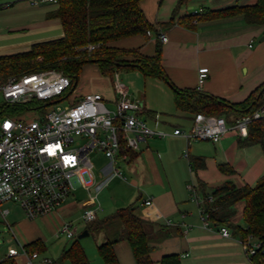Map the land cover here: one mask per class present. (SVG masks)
<instances>
[{
  "label": "crops",
  "instance_id": "obj_1",
  "mask_svg": "<svg viewBox=\"0 0 264 264\" xmlns=\"http://www.w3.org/2000/svg\"><path fill=\"white\" fill-rule=\"evenodd\" d=\"M178 1L143 0L141 3L148 20L168 37L162 43V64L169 81L157 77L146 78L138 69L116 71L113 76H108L101 72L96 63H87L73 89L74 92L77 89L76 98L96 93L113 107L116 98L114 82L118 77L129 88L131 97L143 105L142 115L148 124L153 126L157 120L160 122V129L167 131L175 128L189 130L196 113L176 108V120L170 121L168 114H172L173 108L159 109L152 101L149 90L156 85L154 81H159L160 90L171 97L173 104L174 88L199 89L208 95L224 99L231 105L246 102L264 84V41H259L264 34V24L248 23L241 14L198 20L196 23L192 22L191 26L179 24L178 19L197 10L191 4L192 0H188L181 5L175 18L176 23L163 26L173 16ZM210 1L211 7L201 8L208 11L235 4L256 3V0ZM57 8V3L34 5L31 0H0V56L27 51L35 43L63 37L62 22L60 18L53 16ZM158 40L153 32L151 36L135 35L120 39L114 44L126 49L140 48L144 54L152 56ZM202 67H208L209 73L199 88L198 76ZM216 115L225 116L230 124L239 117L234 112L230 115ZM248 139L235 131H229L218 142L186 140L180 136L147 138L139 143L137 150L123 151L122 154L126 157L118 158L116 164L109 161L108 169H120L124 180H127L123 172V168L126 169L133 186H143L149 191L145 198L142 197V192L132 193L126 201L129 205L125 206L133 205L135 212L149 222V264H160L165 255L173 253L180 255L182 264H252L251 257L241 243V231L233 227L236 225L242 229L247 228L243 216L245 200L234 203L228 210L227 220L233 225L210 220L209 225L204 226L201 216L206 196H212L217 187L225 183L238 188L246 185L254 187L264 175L263 145L257 140L245 144ZM223 165L229 166L231 171L222 168ZM110 175V179H123L113 176V172ZM97 176L94 171L95 187L99 191L103 186H97ZM189 185L195 188L199 196L198 202L192 199ZM69 197L70 195L52 214L35 219L28 218L20 205L7 204V223L25 241L23 244L16 233L19 242L26 245L40 240L46 245V228L52 227V221H63V224L75 214H83L86 199L77 203L73 199L69 200ZM97 197L99 199V193ZM148 198L153 200L152 208L143 205ZM116 208L114 206L111 211L102 208L99 213L102 216H98V219L114 213ZM147 211L151 216H147ZM156 212L161 214L160 218L155 217ZM166 219H170L172 224L167 225ZM220 226H227L231 236H223ZM98 234L103 242L106 241L107 235L104 232ZM257 241V238L252 237L251 242ZM114 247L121 264H138L127 240L115 243ZM39 257L40 255L35 264H47ZM15 259L17 264L26 262L22 254Z\"/></svg>",
  "mask_w": 264,
  "mask_h": 264
},
{
  "label": "built area",
  "instance_id": "obj_2",
  "mask_svg": "<svg viewBox=\"0 0 264 264\" xmlns=\"http://www.w3.org/2000/svg\"><path fill=\"white\" fill-rule=\"evenodd\" d=\"M31 3H58V0H31ZM204 12L201 8L193 14ZM147 34L151 36L153 31ZM156 36L162 42L168 40L161 30ZM208 73V67L199 69V88ZM72 85L71 77L56 69L12 75L0 82V100L6 104L37 102L36 105L40 106L50 105L59 102L66 92H69L66 96L73 92ZM114 87L113 107L99 94L87 93L73 105L50 110L42 119L38 118L39 115H5L0 118V215L6 222L9 214L6 205L9 203L20 205L28 218L35 219L52 214L77 187H85L89 192L82 219L86 224L97 220L102 206L97 193L89 191L96 185L94 163L90 157L94 150L103 152L116 164L118 158L126 157L123 151L137 150L139 143L147 138L180 136L186 140L218 142L229 131L247 137L250 125L264 119L263 97V103L255 111L239 116L231 124L223 115L198 112L189 130L175 128L167 131L160 129L157 120L153 126L148 124L142 115L143 105L131 97L129 88L118 77ZM185 155H188L187 151ZM113 176L124 177L118 168L114 169ZM189 189L192 199L198 202L199 196L193 185H189ZM209 200L213 201V197L210 196ZM143 205L152 208V198L145 199ZM147 216H151L149 211ZM201 216L204 226H208L209 215L203 208ZM155 217L160 218L161 214L156 212ZM166 224L171 225L172 221L166 219ZM8 226L15 234L12 225L8 223ZM58 231L72 239L77 228L72 222H65ZM220 233L231 236L227 226H220ZM16 239L22 251L10 248L8 256L16 258L22 254L26 258L25 264H35L38 255L28 253ZM251 239L241 242L250 257L260 248V243H253ZM44 262L51 264L53 261L44 258Z\"/></svg>",
  "mask_w": 264,
  "mask_h": 264
},
{
  "label": "trees",
  "instance_id": "obj_3",
  "mask_svg": "<svg viewBox=\"0 0 264 264\" xmlns=\"http://www.w3.org/2000/svg\"><path fill=\"white\" fill-rule=\"evenodd\" d=\"M142 1L58 0V8L53 16L60 18L62 22L63 37L35 43L27 51L0 56V82L12 75L56 69L71 77L73 91L78 84L81 70L87 63H96L101 72L108 76H113L116 71L138 69L146 78L157 77L169 81L162 64L161 40H158L155 54L152 56L144 54L140 48L126 49L114 44L120 39L135 35L147 36L148 31L158 33L159 29L145 15L141 6ZM187 1L179 0L171 19L162 25H174L181 5ZM239 14L243 15L248 23L264 24V0H256V3L251 5L235 4L222 9L208 10L200 15L192 13L178 19L177 22L191 26L195 19L225 18ZM91 46L94 48H90ZM174 91L175 103L179 110L228 115L234 112L242 116L252 113L263 103L264 84L251 94L246 102L239 105H231L224 99L208 95L199 89L174 88ZM36 104L37 102L5 104L4 107H0V118L21 113ZM247 138L249 139L245 144L257 140L262 143L264 150V119L250 125ZM222 168L228 169L229 166L223 165ZM212 197L213 201H210V196H206L202 205L204 211L210 220L227 225H233L227 220L229 208L234 203L245 200L243 216L247 228L242 229L236 225L233 227L241 231L244 241L249 237L257 238L260 248L251 256V262L264 264V175L254 187L246 185L238 188L230 183L222 184L215 189ZM148 223L135 212V207L130 205L90 222L86 229L89 233L104 232L107 235L106 241L98 245L99 255L105 264H121L114 245L122 240L130 243L138 264H149L151 246ZM24 247L28 253L38 256L46 250V245L40 240L28 243ZM62 257L70 260L72 264H91L79 241L65 249ZM0 264H17V261L15 257L7 256L0 260ZM51 264L58 263L53 261ZM160 264H182V261L179 254L173 253L165 255Z\"/></svg>",
  "mask_w": 264,
  "mask_h": 264
},
{
  "label": "rangeland",
  "instance_id": "obj_4",
  "mask_svg": "<svg viewBox=\"0 0 264 264\" xmlns=\"http://www.w3.org/2000/svg\"><path fill=\"white\" fill-rule=\"evenodd\" d=\"M217 2L224 1V0H214ZM211 1L210 0H192L191 4L193 7H195L197 10H199L202 7H211ZM196 10H193L195 12ZM155 79V78H154ZM151 79V80H154ZM156 82L155 86L151 87L149 92L150 96L152 98V101H154L159 109L163 108H173L172 114H168V117L171 119L170 121L176 120V115L178 112H176V104L172 103L171 97L163 94V92L159 88V81ZM148 86H150V82L148 81ZM77 92V89H76ZM76 92H71L68 96H66L69 92H66L62 99H60L59 102L40 106L36 105V107L32 106L31 109H27L25 111H21V113L15 114V115H24V116H33L36 117L39 115V119H42L47 112L50 110L61 106L62 108L66 107L67 105H73L77 98H76ZM174 100V99H173ZM6 103H4L3 100H0V107H4ZM169 106V107H168ZM34 107V108H33ZM6 109V107H5ZM160 111V110H159ZM207 114V113H206ZM151 123V122H150ZM90 157L94 163V171L98 175L97 177L99 179L97 186H103L101 190L98 191L97 187L93 186L89 191L92 193H99V199L102 208L107 211H111L114 209V206H117V208L125 207L127 199L130 197L132 193H140L142 192L144 198L147 196L149 191L141 186H133L132 178L130 174L126 171V169L123 168L124 175L127 177V180H124V177L110 179L111 178V172H113V169H108V166H110V160L106 158L103 152L94 150L90 152ZM104 183V184H103ZM88 190L84 187H77L69 197V200H75L77 203H80L82 200L87 199L88 196ZM124 201H123V200ZM117 202V203H115ZM104 214V212H103ZM82 212H79L75 214L72 218L66 219L65 222H72L74 224V227L77 228V231L75 233V237L72 239L67 238L66 235L59 233V228L62 226L63 221H52V227L46 228L47 231V237L48 240L46 241V250L40 254L39 259L49 258L54 262H57L58 264H72L70 260L64 259L63 252L65 249H68L74 242L79 241V243L83 246L85 249L91 264H105L101 256L99 255L98 251V245L103 243L101 235H99L96 232L90 233L88 236L79 239V234L83 232V230L86 229L87 225L84 220L82 219ZM102 214H99V217H101ZM19 239L24 244L25 241L21 237V235L17 232ZM12 231H10L8 223L6 220H4L0 216V260L6 258L8 256V252L10 248L14 247L19 250L21 253L22 249L20 248V245L17 241V236ZM19 257V256H18ZM16 257V258H18ZM63 258V259H62ZM19 262V260H18Z\"/></svg>",
  "mask_w": 264,
  "mask_h": 264
},
{
  "label": "water",
  "instance_id": "obj_5",
  "mask_svg": "<svg viewBox=\"0 0 264 264\" xmlns=\"http://www.w3.org/2000/svg\"><path fill=\"white\" fill-rule=\"evenodd\" d=\"M259 41H264V34L261 36V38L259 39ZM90 233L87 229L83 230V232L81 234H79V239L84 238L86 236H88Z\"/></svg>",
  "mask_w": 264,
  "mask_h": 264
}]
</instances>
